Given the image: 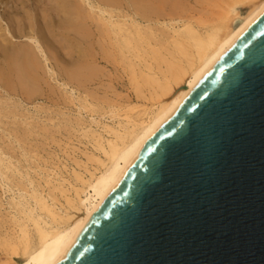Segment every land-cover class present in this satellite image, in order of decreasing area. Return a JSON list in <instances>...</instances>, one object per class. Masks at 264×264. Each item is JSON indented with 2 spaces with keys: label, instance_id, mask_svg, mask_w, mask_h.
Wrapping results in <instances>:
<instances>
[{
  "label": "bare ground",
  "instance_id": "bare-ground-1",
  "mask_svg": "<svg viewBox=\"0 0 264 264\" xmlns=\"http://www.w3.org/2000/svg\"><path fill=\"white\" fill-rule=\"evenodd\" d=\"M51 4L52 10L42 11V23L27 12L28 32L20 26L24 20L16 18L20 25L14 35L29 43L17 46L0 29V84L32 97L45 80L41 57L61 62L57 57L64 50L70 57L69 63L59 66L66 70H62L68 78L64 85L89 86L103 76L102 62L106 66L123 62L136 83V98L145 106L137 114L130 112L129 104L104 111L94 96L89 101L85 95L82 107L93 113L97 128H83L84 134L98 154L92 155L85 173L75 174L65 207L54 193L40 190L41 183L37 187L36 179L0 149V187L13 192L10 205L15 210L10 216L15 231L6 234L1 245L22 258L19 264L61 263L143 148L264 13V0H233L232 6L239 4L247 11L232 8L213 20L215 25H208L199 24L189 9L183 10L193 7L191 0H53ZM140 82L151 87L149 93L140 89ZM96 113L108 116L111 123L96 120Z\"/></svg>",
  "mask_w": 264,
  "mask_h": 264
},
{
  "label": "water",
  "instance_id": "water-1",
  "mask_svg": "<svg viewBox=\"0 0 264 264\" xmlns=\"http://www.w3.org/2000/svg\"><path fill=\"white\" fill-rule=\"evenodd\" d=\"M60 264H264V13L143 148Z\"/></svg>",
  "mask_w": 264,
  "mask_h": 264
},
{
  "label": "rangeland",
  "instance_id": "rangeland-1",
  "mask_svg": "<svg viewBox=\"0 0 264 264\" xmlns=\"http://www.w3.org/2000/svg\"><path fill=\"white\" fill-rule=\"evenodd\" d=\"M193 1L191 0L193 7L188 6L187 8L186 6L183 10L192 11L199 24L215 25L213 20L224 12L231 11L232 8L242 10L243 14L247 11L239 4L232 6L233 0H197L196 3ZM51 2L53 0H0V29H3V36L9 34L8 38L14 39L12 41L17 46L26 44L28 41L26 37L14 35L16 34L15 29L20 25L16 18H19L20 21L24 20L22 23L20 22V26L28 32L30 26L28 20L26 21L27 12L31 15L36 14V20L38 23H42V11L49 7L51 9V5L53 6ZM58 36H60L59 32L56 34V37ZM19 43L21 44L18 45ZM162 51L166 53L164 49ZM63 52L64 50L59 51L57 59L61 62L69 61V55L67 57L66 52ZM41 59L44 66L42 71L45 69L44 72H41L45 73V76L41 74L45 80L41 86H38L41 89L38 88L37 93L34 92L32 97L22 93L19 89L16 94L12 93L0 84V149H3L8 156L12 155L14 163L21 165L22 172H28L32 180L36 179L34 182L37 187L41 183L40 190H43L45 194L50 193L52 196L54 193L58 204L63 205L64 197L73 193L70 187L71 184H75V174L85 173L84 170L92 164L90 161L92 155L98 154L91 138L84 134V129L90 125L93 129L97 128L92 121L93 113L82 107L85 95L88 93L89 101H92L90 98L94 96L92 98L95 99L94 103L99 101L104 111L110 106L119 109L129 104L130 112L137 114L145 105H142V101L136 98L137 92L134 89L136 83L133 79L131 80L129 75L131 72L127 70L129 68L123 62L121 63L124 67L121 63L119 65L115 62L114 65L107 64L106 66V63L102 62L101 65L103 67L105 65L104 70L106 71H103V76L89 86L78 88L76 84L75 86L74 84H63L68 78H66V72L64 73L66 70L59 68L60 65L62 66L61 62L56 59L55 61L54 59L45 61L42 57ZM45 62L47 63L45 64ZM139 84L143 92L146 94L150 92L151 87L148 84L145 85L141 82ZM12 111L16 113L13 115ZM94 118L103 123H111L108 116L102 118L99 113L94 114ZM26 155L27 157H25ZM47 176L48 178H46ZM65 188L67 190H63ZM62 190L65 191L64 194H62ZM12 195L13 192L5 191L0 187V202L2 203L0 205V264H4L12 258L14 259L13 264H19L22 260L20 256L15 257L13 253L4 251V246L1 245L4 236H10L15 231V225L10 220V216L15 211L10 205Z\"/></svg>",
  "mask_w": 264,
  "mask_h": 264
}]
</instances>
